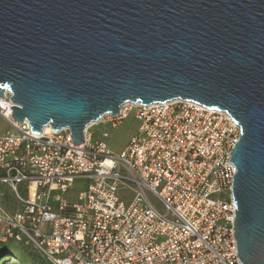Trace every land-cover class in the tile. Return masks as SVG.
Here are the masks:
<instances>
[{
	"label": "water",
	"instance_id": "1",
	"mask_svg": "<svg viewBox=\"0 0 264 264\" xmlns=\"http://www.w3.org/2000/svg\"><path fill=\"white\" fill-rule=\"evenodd\" d=\"M40 134L124 103L175 99L225 111L240 264H264V0H0V98Z\"/></svg>",
	"mask_w": 264,
	"mask_h": 264
},
{
	"label": "built area",
	"instance_id": "2",
	"mask_svg": "<svg viewBox=\"0 0 264 264\" xmlns=\"http://www.w3.org/2000/svg\"><path fill=\"white\" fill-rule=\"evenodd\" d=\"M0 98V242L44 264H240L233 237L230 152L240 127L225 112L175 99L124 103L136 132L112 153L89 126L30 131ZM76 180L81 189L74 192Z\"/></svg>",
	"mask_w": 264,
	"mask_h": 264
},
{
	"label": "rangeland",
	"instance_id": "3",
	"mask_svg": "<svg viewBox=\"0 0 264 264\" xmlns=\"http://www.w3.org/2000/svg\"><path fill=\"white\" fill-rule=\"evenodd\" d=\"M138 122L133 111L128 114L118 123L116 127L103 125L100 122L91 123L89 130L94 132V136L101 138L102 132H107V137L102 138L107 144L108 149L112 153H119L127 144L130 137L136 132ZM8 127L5 122L0 119V133L4 132ZM81 180H76L74 184V192L77 193L81 187ZM2 247V245H0ZM7 247L15 252L17 258L8 257L7 255L0 257V264H43L40 258L33 256L28 250L13 241L7 243Z\"/></svg>",
	"mask_w": 264,
	"mask_h": 264
},
{
	"label": "trees",
	"instance_id": "4",
	"mask_svg": "<svg viewBox=\"0 0 264 264\" xmlns=\"http://www.w3.org/2000/svg\"><path fill=\"white\" fill-rule=\"evenodd\" d=\"M7 243L8 242H0V245H2V247H0V257L1 256H4V255H7L8 257H14V258H17L15 252H13L10 248L7 247ZM35 256L37 257L36 255L32 254V257ZM42 261V260H41ZM43 262V261H42ZM44 264V263H43Z\"/></svg>",
	"mask_w": 264,
	"mask_h": 264
},
{
	"label": "bare ground",
	"instance_id": "5",
	"mask_svg": "<svg viewBox=\"0 0 264 264\" xmlns=\"http://www.w3.org/2000/svg\"><path fill=\"white\" fill-rule=\"evenodd\" d=\"M48 130H50V126H49V125H46V126L44 127V131H48Z\"/></svg>",
	"mask_w": 264,
	"mask_h": 264
}]
</instances>
